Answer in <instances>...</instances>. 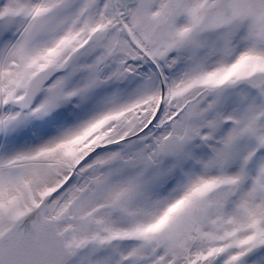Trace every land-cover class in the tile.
Wrapping results in <instances>:
<instances>
[{
  "label": "snow or ice",
  "instance_id": "obj_1",
  "mask_svg": "<svg viewBox=\"0 0 264 264\" xmlns=\"http://www.w3.org/2000/svg\"><path fill=\"white\" fill-rule=\"evenodd\" d=\"M0 264H264V0H0Z\"/></svg>",
  "mask_w": 264,
  "mask_h": 264
}]
</instances>
